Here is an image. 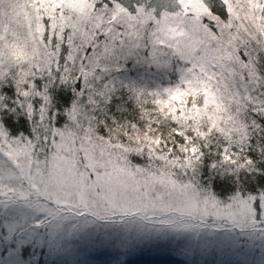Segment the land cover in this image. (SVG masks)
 <instances>
[{"label":"snow or ice","instance_id":"1","mask_svg":"<svg viewBox=\"0 0 264 264\" xmlns=\"http://www.w3.org/2000/svg\"><path fill=\"white\" fill-rule=\"evenodd\" d=\"M0 264H264V0H0Z\"/></svg>","mask_w":264,"mask_h":264}]
</instances>
